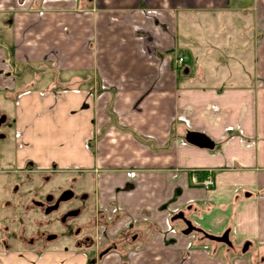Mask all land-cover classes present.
<instances>
[{
    "label": "crops",
    "instance_id": "crops-1",
    "mask_svg": "<svg viewBox=\"0 0 264 264\" xmlns=\"http://www.w3.org/2000/svg\"><path fill=\"white\" fill-rule=\"evenodd\" d=\"M230 10L256 16L246 86L221 79L228 63L198 65L220 58L207 39ZM233 67L228 74L240 73ZM0 108L15 123L23 162L90 177L105 224L118 222L98 231L94 247L0 245V264H255L264 256V0H0ZM189 134L214 148L189 143ZM121 153L131 160L124 167ZM208 171L214 188L194 187ZM189 208L197 236L170 226ZM227 231L231 249L203 238ZM112 241L117 249L100 259ZM245 242L252 247L241 254Z\"/></svg>",
    "mask_w": 264,
    "mask_h": 264
},
{
    "label": "flooded vegetation",
    "instance_id": "flooded-vegetation-1",
    "mask_svg": "<svg viewBox=\"0 0 264 264\" xmlns=\"http://www.w3.org/2000/svg\"><path fill=\"white\" fill-rule=\"evenodd\" d=\"M14 128V121L0 108L1 247H20L36 253L54 248L55 244L67 248L82 244L94 247L98 231L102 227L114 228L118 222L105 224L106 216L99 208L98 191L93 179L86 183L84 176L76 174L64 179L70 173L56 167L50 171H42L33 162H23ZM59 178L64 181L58 183ZM190 209L176 214L170 220L172 227L173 224H181L182 236L189 229L187 223L193 228L189 236L201 233L190 220ZM180 214L182 217H179ZM225 234H228L231 245L210 241L208 234H204L203 238L231 249L233 246L229 231L219 238ZM128 240L131 242V239ZM117 247L118 243L115 241L102 247L98 253L99 258L102 259L109 250ZM251 247V242H245L241 254L249 253ZM254 263L264 264V256H258Z\"/></svg>",
    "mask_w": 264,
    "mask_h": 264
},
{
    "label": "rangeland",
    "instance_id": "rangeland-1",
    "mask_svg": "<svg viewBox=\"0 0 264 264\" xmlns=\"http://www.w3.org/2000/svg\"><path fill=\"white\" fill-rule=\"evenodd\" d=\"M249 1H245L246 6L249 5L248 3ZM245 6V5H242ZM236 7V5H235ZM256 16L253 13V11H249L248 13H245L243 11H228L226 12L225 15H220L219 17H217L215 19V23L218 25V28H216L215 31H217L216 34L213 35V39L209 38L207 39V42L210 44H214L216 45L218 51V56H220V58H215V59H202L199 60L197 59L198 65L200 62H202V64L206 65V68L208 67L207 65H209V68L212 70H215V68L212 67V64L214 62L219 61L218 66H221V70L224 69L225 65L228 66H235L233 68H235L234 71H238L240 70V73H236L235 75H231L228 74V71L231 70V68L229 70L226 71V67L224 71H222V73L219 75L221 77V79L223 78V80L226 81V83H234L238 86H246L248 84L251 83V74H243V72L245 70L249 71L251 70V64H252V55H250V53L252 52L253 46L255 44V40H256V36L253 30V24H254V20H255ZM210 17H205V16H201V18H198L199 22H203V24L206 23V21H209ZM215 24V25H216ZM204 26V25H203ZM211 30L213 29V25L211 24ZM215 29V28H214ZM208 37H212L210 35H208ZM203 38V37H202ZM194 52V51H193ZM196 52V51H195ZM196 58H199L198 55L195 53ZM217 56V57H218ZM226 56L228 58V61H226ZM206 58H209L208 56ZM213 58V57H210ZM216 60V61H215ZM185 58H184V63H185ZM225 62V63H224ZM209 63V64H208ZM184 67V65H182ZM214 66V65H213ZM241 66H244L243 68ZM238 67H241L240 69H237ZM247 67V69H246ZM185 68H182V70L185 72V75L189 74L191 71V68L189 69V67H186V70H184ZM207 72V71H206ZM233 72V71H231ZM234 74V73H232ZM207 78H214V76H212L210 73H208L206 75ZM228 84V85H229ZM187 140V139H186ZM126 155L121 153V154H117V166H126L127 164H129L131 162V160H129L126 164L123 162V160H125ZM204 173H199L197 174V176L201 177L203 180L206 178L207 174L202 177L201 175ZM72 175L71 173L67 176H65L64 179H69ZM212 178L214 181V186H215V178L214 175L212 173ZM63 178H59V180H57L58 183H61L64 181ZM84 180L86 181V183H90V177H84ZM193 184V183H192ZM90 185V184H88ZM196 188H200L197 187L195 185H193ZM214 188V187H213ZM212 188V189H213ZM202 189V188H201ZM204 190V189H203ZM206 191V190H204ZM210 191V190H209ZM7 224V222H6ZM3 227V225H2ZM167 227V226H166ZM55 247L58 249H65L67 247L60 245V244H55Z\"/></svg>",
    "mask_w": 264,
    "mask_h": 264
},
{
    "label": "water",
    "instance_id": "water-1",
    "mask_svg": "<svg viewBox=\"0 0 264 264\" xmlns=\"http://www.w3.org/2000/svg\"><path fill=\"white\" fill-rule=\"evenodd\" d=\"M187 141L195 146H198L200 148L204 149H213L214 145L204 136L199 134H189L187 136ZM179 217H182V214L179 215ZM189 229L187 231H184L185 236H189L193 232V228L190 223H187ZM210 241H215L219 243H224L227 245H231L228 239V234H225L223 237H214V236H208L207 237Z\"/></svg>",
    "mask_w": 264,
    "mask_h": 264
},
{
    "label": "built area",
    "instance_id": "built-area-1",
    "mask_svg": "<svg viewBox=\"0 0 264 264\" xmlns=\"http://www.w3.org/2000/svg\"><path fill=\"white\" fill-rule=\"evenodd\" d=\"M179 65H180L179 67H181V68L183 67L182 66V65H184V59L183 58H180ZM184 70H186V69H184ZM200 179H202V178L199 176H194L192 178L193 185L200 187L206 191L212 190V188L214 187L212 172L208 171L206 178L203 180H200Z\"/></svg>",
    "mask_w": 264,
    "mask_h": 264
},
{
    "label": "trees",
    "instance_id": "trees-1",
    "mask_svg": "<svg viewBox=\"0 0 264 264\" xmlns=\"http://www.w3.org/2000/svg\"><path fill=\"white\" fill-rule=\"evenodd\" d=\"M181 72H183V74H185V72H184L183 70H181ZM201 176H202V177H204V176H205V174H202Z\"/></svg>",
    "mask_w": 264,
    "mask_h": 264
}]
</instances>
